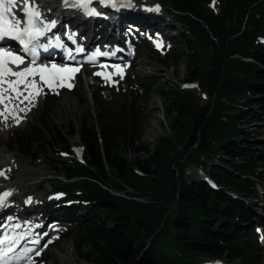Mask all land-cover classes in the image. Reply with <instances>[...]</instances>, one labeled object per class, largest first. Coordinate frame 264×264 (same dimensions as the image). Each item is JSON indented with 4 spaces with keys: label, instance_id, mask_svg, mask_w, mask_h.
<instances>
[{
    "label": "trees",
    "instance_id": "16d2710c",
    "mask_svg": "<svg viewBox=\"0 0 264 264\" xmlns=\"http://www.w3.org/2000/svg\"><path fill=\"white\" fill-rule=\"evenodd\" d=\"M165 1L173 23L158 19L178 29L180 47L165 59L150 53L163 67L184 60L183 81L205 89L208 104L200 106L191 90L166 88L169 97L161 91L170 100L169 123L150 151L141 140L146 115L135 95L141 90L147 100L155 84L133 89L127 78L130 100L105 107L94 94L100 109L82 116L78 128L63 133L43 115L39 123L50 143L37 150L58 148L71 157L75 136L83 147V164L50 160L64 167L65 182L54 191L83 209L64 210L81 262L262 264L249 206L259 200L258 187L264 189V147L256 149L259 135L249 127L264 124V0H218L215 9L211 0ZM35 152L30 142L24 147L33 160ZM189 166L200 177L187 181Z\"/></svg>",
    "mask_w": 264,
    "mask_h": 264
},
{
    "label": "rangeland",
    "instance_id": "374dc122",
    "mask_svg": "<svg viewBox=\"0 0 264 264\" xmlns=\"http://www.w3.org/2000/svg\"><path fill=\"white\" fill-rule=\"evenodd\" d=\"M135 1H144V4L148 5L151 10L156 9L159 6V3L154 0ZM159 1L164 3V5H168L165 0ZM160 14L161 16L167 18L169 23L170 21L173 23L171 16L166 11H161ZM136 15L137 13L134 14V16ZM141 23L144 24L143 22ZM153 23L159 25L155 21ZM160 24L165 25L163 23ZM166 51L167 50L160 52V59H165ZM208 52L209 50L206 49L205 54ZM185 72L186 62L184 60H181L177 65L170 63L168 67H163L156 60L155 56L148 52V49H143L138 52V57L134 62L133 69L130 71L128 70L125 74V77L134 82L132 86L133 89L137 86L136 84L138 82L145 87L149 82L155 84V86L148 89L147 100H145V94L141 90L136 92L135 95L136 105L140 109L144 110L146 115V124L144 125V132L141 140L142 143L150 149V151H152L153 145L157 143L160 138L164 137L165 130L163 129V126L168 128L169 123L168 119L164 117V106L166 105V101L170 100H164V97L160 96V92H165L166 97H169L167 96L169 95V91H165L166 88L174 90L178 87L179 89H182L181 87H183V85L181 84L185 83L183 81ZM92 76H95V72H88L85 70L83 74L76 78L75 82H72L73 87H75L73 92H60L59 94H56L57 92L48 91L49 93L46 92L44 98L41 97V99L36 102L34 106L27 105L28 109H30L27 124L24 123L23 126L20 127L0 122V128L2 130H7L10 133L0 142V148H3L4 143H8L11 147V151L13 152L12 154L16 156V165L11 171L13 181L18 179L22 182V193L26 194L24 195V199L29 200L30 198L28 197H37L39 205L43 202L47 205L50 204L48 211L52 209L51 205L53 203L51 201H53L52 197L55 193L52 187H54L57 182L65 181L63 174L64 167L63 165H60V163L70 164L71 160L64 155H61L58 149H55L54 151L53 149L48 150L46 153L38 152V144L42 141L49 142V137L44 132L45 126L42 125V123H39L41 114L44 115L45 119L49 118L52 123L64 133L67 132L71 126L78 128L79 119L82 116L87 115L89 112L93 115V112H97V110L100 109L96 106L93 100L94 94L99 92L101 96L100 104L105 107L107 105L120 106L130 100V98L127 97L130 89H126V84H121L122 81L120 76L117 78V81L110 83L111 85H109L101 76L98 77L100 80L99 82L97 79L91 78ZM190 88H194L191 91L194 92L200 106L208 104L210 97L205 89L198 86L189 87L188 89ZM48 99H51L53 102L48 103ZM45 107H49L50 109L46 111ZM114 111L115 108L111 109L109 112L112 113ZM151 127L153 129L152 132L149 131ZM249 128L253 130V133H257L259 135V137L253 141V144L256 149L261 150L264 147V124L253 125ZM34 140L37 143H35ZM29 142L34 151H36L35 154L38 156L36 160H33L30 155L21 153L18 149L27 146ZM69 144L73 149H80L81 147L79 139L76 136L69 139ZM132 157V155L127 156L128 159H131ZM51 159H55V161L60 162L59 166L51 165ZM74 160L76 162H80L79 156H77V159L74 158ZM26 162L29 164L25 165ZM204 162L206 161L204 160ZM24 168H28V173L30 174L24 173L23 176L20 177V172ZM34 170H39V173L37 175L32 174L31 171ZM199 170L200 169L196 166H189L185 171V179L190 181L200 177ZM258 192L260 195L259 200L250 203L249 210L253 216L257 217V222L263 223L264 189H262V187H258ZM60 196L61 195H57L55 198H59ZM150 201L151 199L149 198L148 201L145 198L140 200V202L143 203H149ZM10 204H15V201L11 200ZM30 208L33 207L31 206ZM70 231H74V228L72 227ZM69 235H71L70 238L61 239L55 247L47 252L46 259H43L36 264H60L58 257L55 258V263L53 262L52 255H55L56 253L61 255L66 252L70 264H89L86 261H80L73 234L71 233ZM258 241L264 245V237L262 235H258ZM80 250L82 252H87L88 247L86 245L82 246ZM262 264H264V260Z\"/></svg>",
    "mask_w": 264,
    "mask_h": 264
},
{
    "label": "snow or ice",
    "instance_id": "6c2138e0",
    "mask_svg": "<svg viewBox=\"0 0 264 264\" xmlns=\"http://www.w3.org/2000/svg\"><path fill=\"white\" fill-rule=\"evenodd\" d=\"M98 2L104 6L118 7L116 0H98ZM91 3L92 0H64L65 7L85 9L87 15H98L90 7ZM119 6H130V4H120ZM18 9L21 12L20 15L17 14ZM155 10L159 11V8L157 7ZM40 15L39 7L34 3V0H0V42L6 39L17 41L24 52L31 55V60L27 62L28 66L22 67L26 64L22 55L5 51L3 47H0V106L3 107L0 117H3L5 124L10 116L18 124L21 118L16 115L17 110L25 113L30 110L19 108V104L27 102L28 105L34 106L37 98L44 94V87L53 92H56L57 88L71 89L73 84L70 81L79 71V68L75 67H57L55 64L40 66L37 64L36 45L33 44V41L38 40L45 30L55 27L54 22L44 24L40 20ZM37 21L43 24V30L37 27ZM30 45H32L31 48ZM156 46L163 48L162 41L157 40ZM45 50L47 49L45 48ZM96 55H100V53L97 52ZM69 58H71V54H69ZM100 67L106 66L100 65ZM123 72L122 68H115V75H119L121 78ZM95 75L101 76L106 82L112 79V74L106 72H97ZM0 176L6 178V173L0 171ZM7 195L9 193L5 194V196ZM7 241V237L0 239V245H4ZM38 242V240L33 241L34 244ZM12 251V247H8L6 250L0 249V264H6V257ZM39 254L37 251L36 255Z\"/></svg>",
    "mask_w": 264,
    "mask_h": 264
},
{
    "label": "bare ground",
    "instance_id": "6f19581e",
    "mask_svg": "<svg viewBox=\"0 0 264 264\" xmlns=\"http://www.w3.org/2000/svg\"><path fill=\"white\" fill-rule=\"evenodd\" d=\"M36 4H38L39 6H46L43 8L44 11H46V13L48 11H50L51 7L53 6V11L56 13H59L61 10V3L60 0H34ZM65 17H70L72 14L70 13H65L64 14ZM119 25L115 24V33L117 35H120L119 32ZM52 64L50 63H44L43 66H51ZM64 67H69V66H64ZM120 67V66H117ZM107 73V72H106ZM109 74H112V72H109ZM76 75L74 74V77ZM39 78H37L38 80ZM72 83V81H70ZM47 87H44L43 91L46 89ZM48 89V88H47ZM41 98H37V100L35 101L38 102ZM18 103V102H17ZM27 102L23 103V104H19V108H25L28 109L27 106ZM27 106V107H25ZM0 111H3V107L0 106ZM16 115H18L21 120L20 122L17 124L12 118L11 116L8 118L7 123L13 125V126H23V124H27L28 122V115H29V110L25 112H20L19 110H17ZM0 122H4L3 117H0ZM153 126V124H152ZM149 131H153L152 127L151 129H149ZM9 131L7 130H2L0 128V142L9 135ZM13 152L11 151V147L8 143H4L3 144V148H0V171H4L6 173V178L5 176H0V201H2V203H0V212L3 209H7V210H12L15 214V216H17L18 218L21 217L22 215H24L27 212L22 211L23 208H28L29 211L32 210V208H30L31 206L34 207L37 203H38V198L37 197H28L30 198L29 200L24 199V195H26L25 193H22L23 191V186L21 185V181L16 179L15 181H13V177L11 174L12 169L14 168V166L16 165V156L14 154H12ZM29 163H25V165H28ZM10 170V171H8ZM29 169L28 168H24L23 170H21L20 172V177L23 176L24 173H28ZM32 174H38L39 170H34L31 171ZM30 174V173H28ZM6 193H9V195L5 196ZM13 200L15 201V204H10V201ZM30 201V202H29ZM16 228L19 227L18 224L15 225ZM5 229V227H4ZM26 245V243H21L18 245L19 249H23V247ZM52 255V254H51ZM56 256V257H55ZM53 257V262L55 263V258L58 257L60 264H70V262L68 261V257H67V252L66 253H62L61 255H58V253H56L55 255H52ZM29 260V259H27ZM12 261H15V259L13 258Z\"/></svg>",
    "mask_w": 264,
    "mask_h": 264
}]
</instances>
